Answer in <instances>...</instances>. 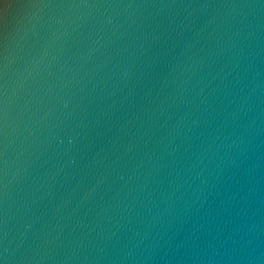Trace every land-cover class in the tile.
Here are the masks:
<instances>
[{"label":"water","instance_id":"1","mask_svg":"<svg viewBox=\"0 0 264 264\" xmlns=\"http://www.w3.org/2000/svg\"><path fill=\"white\" fill-rule=\"evenodd\" d=\"M3 264H264V0H0Z\"/></svg>","mask_w":264,"mask_h":264},{"label":"snow or ice","instance_id":"2","mask_svg":"<svg viewBox=\"0 0 264 264\" xmlns=\"http://www.w3.org/2000/svg\"><path fill=\"white\" fill-rule=\"evenodd\" d=\"M0 264H3V261H0Z\"/></svg>","mask_w":264,"mask_h":264}]
</instances>
